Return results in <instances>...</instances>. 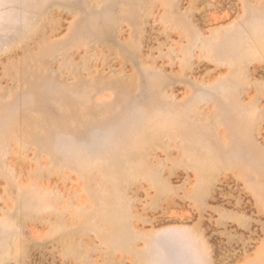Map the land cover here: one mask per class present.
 <instances>
[{"label": "rangeland", "instance_id": "374dc122", "mask_svg": "<svg viewBox=\"0 0 264 264\" xmlns=\"http://www.w3.org/2000/svg\"><path fill=\"white\" fill-rule=\"evenodd\" d=\"M206 258L264 264V0H0V264Z\"/></svg>", "mask_w": 264, "mask_h": 264}, {"label": "crops", "instance_id": "0c3cea01", "mask_svg": "<svg viewBox=\"0 0 264 264\" xmlns=\"http://www.w3.org/2000/svg\"><path fill=\"white\" fill-rule=\"evenodd\" d=\"M206 260H207L208 262H205V263H208V264H210V262H209V260H208L207 258H206ZM206 260H205V261H206Z\"/></svg>", "mask_w": 264, "mask_h": 264}]
</instances>
